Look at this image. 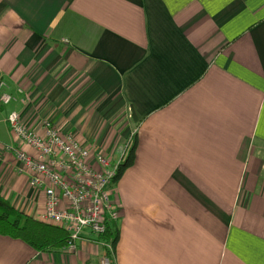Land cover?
<instances>
[{
	"label": "crops",
	"instance_id": "obj_1",
	"mask_svg": "<svg viewBox=\"0 0 264 264\" xmlns=\"http://www.w3.org/2000/svg\"><path fill=\"white\" fill-rule=\"evenodd\" d=\"M0 196L37 219L7 115L135 159L112 264H264V0H0ZM21 94H17V91ZM0 236V264H98Z\"/></svg>",
	"mask_w": 264,
	"mask_h": 264
},
{
	"label": "built area",
	"instance_id": "obj_2",
	"mask_svg": "<svg viewBox=\"0 0 264 264\" xmlns=\"http://www.w3.org/2000/svg\"><path fill=\"white\" fill-rule=\"evenodd\" d=\"M15 100L6 81L0 79V107ZM6 122L14 144L6 145L4 151L14 155L28 187L44 200L37 220L63 229L69 252L75 251L85 234L98 239L104 250L98 264H112V245L103 237L120 218L112 189L122 156L113 160L100 150H91L50 120H42L38 128L27 127L13 111Z\"/></svg>",
	"mask_w": 264,
	"mask_h": 264
},
{
	"label": "trees",
	"instance_id": "obj_3",
	"mask_svg": "<svg viewBox=\"0 0 264 264\" xmlns=\"http://www.w3.org/2000/svg\"><path fill=\"white\" fill-rule=\"evenodd\" d=\"M136 137L132 135L119 160L115 181L131 167L135 159ZM115 162V161H114ZM0 236L20 240L40 253H58L65 250L68 234L60 228L43 224L35 218L16 211L11 204L0 196ZM112 245L113 254L118 241V230L109 227L103 237Z\"/></svg>",
	"mask_w": 264,
	"mask_h": 264
},
{
	"label": "rangeland",
	"instance_id": "obj_4",
	"mask_svg": "<svg viewBox=\"0 0 264 264\" xmlns=\"http://www.w3.org/2000/svg\"><path fill=\"white\" fill-rule=\"evenodd\" d=\"M12 95H14L15 96V94L14 93H12V92H10ZM17 94H21V93H17ZM10 105V104H9ZM13 112V111H12ZM33 128V127H32ZM117 201V200H116ZM118 202V201H117ZM119 204V203H118ZM119 208H120V206H119ZM120 219V218H119ZM119 221V220H118ZM104 254V250H103V253L101 254V255H103ZM101 257V256H100ZM110 258H111V260L113 261V253H112V255H110Z\"/></svg>",
	"mask_w": 264,
	"mask_h": 264
}]
</instances>
